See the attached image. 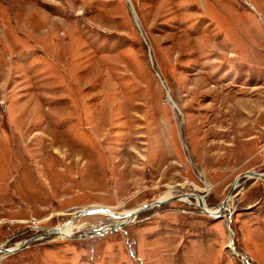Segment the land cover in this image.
Masks as SVG:
<instances>
[{"label":"rangeland","instance_id":"obj_1","mask_svg":"<svg viewBox=\"0 0 264 264\" xmlns=\"http://www.w3.org/2000/svg\"><path fill=\"white\" fill-rule=\"evenodd\" d=\"M246 171L264 172V0H0V247L85 225L0 264H264V178L219 216L193 196L101 233L116 216L74 215L214 206Z\"/></svg>","mask_w":264,"mask_h":264},{"label":"bare ground","instance_id":"obj_2","mask_svg":"<svg viewBox=\"0 0 264 264\" xmlns=\"http://www.w3.org/2000/svg\"><path fill=\"white\" fill-rule=\"evenodd\" d=\"M128 1V0H127ZM244 177H247V178H250V177H254L256 178L255 176H244ZM170 196V197H169ZM174 196H179L180 198L178 199H172V200H184V201H192L188 198H186V196H193L195 197V201H193V204L196 205L197 207H199L202 211L204 212H207V213H210L211 215L213 216H219L221 213H223L222 209H226V206H219L220 205V202L214 206H208L205 204V201L204 199L196 194H178V195H173L172 196V193L171 192H168L166 193L164 196H162L160 199L158 200H163V199H168V198H171V197H174ZM230 197V195H229ZM229 200H227V204L229 203V205H231V198H229ZM226 204V205H227ZM86 208V207H84ZM92 209H94V211L92 212H96L98 214H104V213H107L109 215H113L114 217L116 216V218L112 221V222H109L108 224L106 225H94V223H90V224H93V225H90L94 228V230L96 231V233H101L103 231H107L109 230L110 228H114V227H121L123 224L127 223L128 221H131V219L134 218L135 214H133V212L136 211L137 207L134 208L133 210H123V211H119V212H114L110 209H107V208H104V207H101V206H98V205H94L92 207H90ZM129 214V215H128ZM124 216L123 218L120 219V217L118 218V216ZM79 216H82V215H79ZM118 218V219H117ZM85 226L84 224H80V223H77V222H65L63 225H60L58 227H55L54 229H56L58 231V238H62V237H68V235H71L73 232H74V229H79L81 227ZM2 252H0V256H2Z\"/></svg>","mask_w":264,"mask_h":264},{"label":"water","instance_id":"obj_3","mask_svg":"<svg viewBox=\"0 0 264 264\" xmlns=\"http://www.w3.org/2000/svg\"><path fill=\"white\" fill-rule=\"evenodd\" d=\"M244 176H255L257 178H264V172H261V171H246V172H243V173H240L238 174L236 177H235V180L232 182V185H231V188L230 190L228 191L227 195L223 198V200L220 202V205L219 206H227V200H228V197L229 195L231 194L232 192V189L233 187L236 185V182L238 180V178L240 177H244ZM180 198L179 196H174V197H171V198H168V199H165V200H155V201H152L150 203H147V204H142V205H139L136 209L135 212H133V214H137L138 212L142 211V210H145V209H149L153 206H156L160 203H162L163 201H170L172 199H178ZM94 211V209L92 208H88V209H85V210H80L78 212H76V214L74 215H83L84 213H88V212H92ZM55 228V227H54ZM52 228L50 231H46L45 233H41V234H37V235H34V236H31V237H28L24 240H22L20 243H18L16 246L14 247H0V252L2 253H8V252H14L16 250H19L21 248H23L24 246H26L31 240L35 239V238H40V237H44V236H55L58 234V231L56 229Z\"/></svg>","mask_w":264,"mask_h":264}]
</instances>
